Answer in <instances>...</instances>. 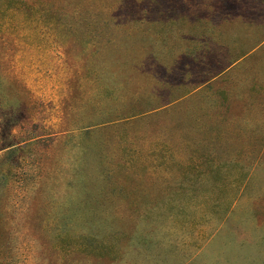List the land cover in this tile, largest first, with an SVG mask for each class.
<instances>
[{"label": "rangeland", "instance_id": "rangeland-1", "mask_svg": "<svg viewBox=\"0 0 264 264\" xmlns=\"http://www.w3.org/2000/svg\"><path fill=\"white\" fill-rule=\"evenodd\" d=\"M45 2L0 16V262L264 264V0ZM121 148L123 200L101 179ZM78 170L112 263L59 251Z\"/></svg>", "mask_w": 264, "mask_h": 264}, {"label": "trees", "instance_id": "trees-1", "mask_svg": "<svg viewBox=\"0 0 264 264\" xmlns=\"http://www.w3.org/2000/svg\"><path fill=\"white\" fill-rule=\"evenodd\" d=\"M47 2L45 0H0V16L8 11H14V12H21L25 17H30L32 15H35V17L38 20H45L47 17H54L57 15L55 11L53 2L50 3L46 7ZM2 29V24H0V30ZM149 113V112H148ZM142 113H131L126 116H121L119 118H111L110 115L104 114L101 118L94 125H92L93 128H86L84 135L87 136L91 132V129H96L94 131H104L107 130L109 127H114L118 123H122L123 125L131 123V121H135L136 119H139V117H142L145 115H141ZM147 114V113H146ZM123 138H121L122 140ZM126 142V140H122V142ZM35 141H29L25 143L26 147L28 144H33ZM15 146L10 145L8 147L3 148L4 150H12ZM158 154L155 158H160L162 155H165V152L168 153L164 158L166 160L172 161V155L170 151H163L158 150ZM170 152V153H169ZM121 155L118 157V161L116 162L117 167L120 168L119 171H115L114 169L105 168L103 170V173H101V179L107 182H112V179L114 180V186L116 189H114V193L118 194L120 198L123 200L125 199V196L128 195V191L126 188V181H121L126 174L121 171L124 168L123 162L127 163L125 161L127 158L123 157L125 156V149L122 150V148L119 150V153ZM136 154V153H133ZM135 157L132 156L131 158ZM162 158V157H161ZM156 162L155 159L152 161ZM167 164V161H166ZM140 165V164H139ZM136 166V165H133ZM14 166L10 165V171L7 173L10 174L8 177V174H2L1 180L4 181V185L8 184V179L10 176H14V173L12 172V168ZM166 169L168 166H165ZM152 168V167H151ZM80 171H82L80 169ZM117 173V174H116ZM91 175V173H87V171H84L82 173H79V170L76 171V174L73 175L72 179L69 181V183H66L67 186L74 190V202H68L67 206L68 209L62 210L60 213H58V224H59V237L56 239L58 241L59 245V251L63 253L65 256H81L84 259L90 260V259H97V260H103L107 262H114L117 260L118 252L120 251L121 247L119 244V240L117 235H111L109 237L105 238H98L94 231V224L96 223V220L98 219L94 215H91L89 213H86L85 211L88 208H91L93 211L98 208V201L92 205V207H89L90 201L89 198L86 196L92 195L93 193H96L98 189L92 188L91 186H88L87 184V176ZM7 177V178H6ZM78 177H81L82 179L78 181L75 185V180L78 179ZM74 179V181H72ZM10 182V180H9ZM14 182V180H13ZM73 182V183H72ZM38 183H33L31 190H35L37 188ZM117 190V191H116ZM122 192V195H119ZM126 192V193H125ZM124 193V194H123ZM89 194V195H88ZM91 200V198H90ZM176 200V199H174ZM156 204L157 203H153ZM155 205V206H156ZM133 206V205H132ZM88 207V208H87ZM41 224V223H40ZM70 226L71 229H65L63 227ZM5 254L10 253V251H4ZM118 255V256H117ZM10 258L9 260H5L4 263L0 262V264H12Z\"/></svg>", "mask_w": 264, "mask_h": 264}]
</instances>
